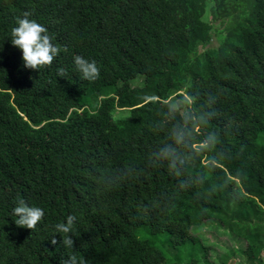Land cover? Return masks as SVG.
Masks as SVG:
<instances>
[{"label": "trees", "instance_id": "16d2710c", "mask_svg": "<svg viewBox=\"0 0 264 264\" xmlns=\"http://www.w3.org/2000/svg\"><path fill=\"white\" fill-rule=\"evenodd\" d=\"M25 12L61 49L39 71L10 42ZM0 50V264H264V0H0ZM208 220L245 246L212 257Z\"/></svg>", "mask_w": 264, "mask_h": 264}, {"label": "clouds", "instance_id": "9594fccd", "mask_svg": "<svg viewBox=\"0 0 264 264\" xmlns=\"http://www.w3.org/2000/svg\"><path fill=\"white\" fill-rule=\"evenodd\" d=\"M30 12H25L23 18L17 19V27L11 30V44L22 50L24 67L32 70H40L45 66H51L56 56L59 55L60 47L52 43V38L47 34V28L39 24L35 20H30L28 17ZM2 51V50H0ZM64 51H67L65 48ZM3 59V57H0ZM74 62L77 70L81 74V78L88 81H95L100 76V69L95 60L89 61L82 56H75ZM60 76H64V71L60 70ZM174 138L177 144L183 142V132L174 133ZM216 142L215 135H210L205 141L206 145L214 144ZM162 154L165 158L175 157V151L171 146L162 149ZM14 215L18 217L15 224L18 227L26 229H35L38 222H40L45 212L39 207H30L24 199H18L17 206L13 209ZM76 217L69 215L67 223L61 222L55 225V231L60 234L63 239V245L71 250L74 247V240L72 233L74 229V222ZM58 241L55 236L51 239L52 245H57ZM61 264H86L83 257H78L75 254L69 255L67 260H62Z\"/></svg>", "mask_w": 264, "mask_h": 264}, {"label": "rangeland", "instance_id": "374dc122", "mask_svg": "<svg viewBox=\"0 0 264 264\" xmlns=\"http://www.w3.org/2000/svg\"><path fill=\"white\" fill-rule=\"evenodd\" d=\"M204 18L211 19V15L205 16ZM214 26V40L212 44H218V36L216 34L217 30L222 28L224 26V21H220L217 23H213ZM140 82V79H137L133 81V84H137ZM177 98L175 95L171 98V103L173 105H177ZM108 110V109H107ZM105 111L107 116L109 118L125 115L127 112L126 110H123L121 108L117 109H109L108 111ZM193 233L201 234L203 237H205L206 241L208 243H211V250L210 255L214 257L215 259L219 260V256H221L227 249L232 247H244L246 242L244 238H239L234 235L228 234L227 232H224V230L221 228L219 221L217 220H208L205 225L200 226L198 228H194L192 230ZM236 263L235 264H243V260L240 257H236ZM233 264V263H230Z\"/></svg>", "mask_w": 264, "mask_h": 264}]
</instances>
